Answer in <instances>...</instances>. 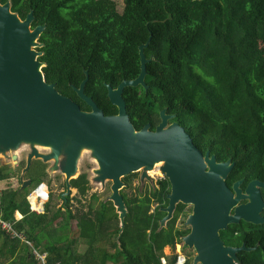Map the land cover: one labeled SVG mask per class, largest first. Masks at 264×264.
Returning a JSON list of instances; mask_svg holds the SVG:
<instances>
[{"label":"trees","instance_id":"trees-1","mask_svg":"<svg viewBox=\"0 0 264 264\" xmlns=\"http://www.w3.org/2000/svg\"><path fill=\"white\" fill-rule=\"evenodd\" d=\"M9 1L21 19L33 11V28L45 25L37 50L43 52L39 60L46 64L47 82L88 111L74 89L85 71V93L105 114L117 113L106 84L117 87L139 75V46L151 36L145 48L151 58L147 88L127 86L123 92L136 129L146 123L154 129L166 109L202 152L235 162L226 179L230 187L241 178L243 187L264 180V0H123L122 11L115 0ZM25 165L1 162L0 181ZM34 165L26 173L38 185L45 182L47 165ZM136 175L122 179L129 186ZM71 186L74 196L60 195L63 202L57 205L51 195L42 214L30 209L29 187L0 192V215L47 252V264H162L165 247L183 243L190 232L185 221L191 209L181 202L161 225L171 187L166 176L144 193L129 196L121 190L127 214L120 237L119 213L113 201L90 194L89 174L79 173ZM0 264L38 263L26 243L0 229Z\"/></svg>","mask_w":264,"mask_h":264},{"label":"water","instance_id":"water-1","mask_svg":"<svg viewBox=\"0 0 264 264\" xmlns=\"http://www.w3.org/2000/svg\"><path fill=\"white\" fill-rule=\"evenodd\" d=\"M33 20V11L21 19L12 11L9 0L5 3L0 0V153L17 160V153L10 156L7 151L30 142L31 151L20 178L21 188L31 183V179L24 181L23 173L35 157L44 162L54 161L49 172L60 170L65 174L63 196L69 195L71 179L77 177L72 174L78 171L79 156L88 148L98 162L95 180L102 183L112 180V194L107 200L113 201L119 213L120 237L127 214L121 193L126 183L122 178L141 170L142 179L148 177V171L162 160L161 170L171 187L168 205L162 209L166 215L161 225L173 217L178 203L191 204L192 212L185 221L191 229L182 240L185 246L196 250L192 264H235L233 257L237 249L224 245L220 230L241 219L264 223L261 215L264 181L254 179L243 190L240 179L230 187L226 179L235 163L231 159L217 162L209 150L204 155L183 125L177 121L169 123L175 115L166 113V109L161 110V121L155 129L151 123L136 129L123 92L127 86L147 88V63L151 58L146 56L145 48L151 36L139 46V75L123 80L117 87L106 84L108 97L118 112L105 114L85 93L88 70L80 86L74 89L91 107L89 111L62 94L55 83L47 82L43 71L46 64L39 60L43 52L37 50L42 46L38 39L45 25L33 28ZM34 143L51 145V149L41 152ZM242 199L248 201L239 204Z\"/></svg>","mask_w":264,"mask_h":264},{"label":"rangeland","instance_id":"rangeland-1","mask_svg":"<svg viewBox=\"0 0 264 264\" xmlns=\"http://www.w3.org/2000/svg\"><path fill=\"white\" fill-rule=\"evenodd\" d=\"M115 1L118 4V9L120 11H122L123 5H124L123 0H115ZM30 151H31V146L29 144L23 143L16 150L8 153V155H10V156H12L14 153H17V155H18L17 160H14V159L12 160L11 159L12 157L9 158L8 156L0 153V163L1 162L9 163L13 167H19L18 164L20 163L21 160L24 161V160L28 159L27 155H29ZM40 151L46 152L48 150L45 147H40ZM34 159H37V158L34 157ZM40 160H42V159L40 158ZM16 161H18V162H16ZM44 163H46V165H47V172H48V175L45 177L44 180L49 185L50 196L53 195L55 197V200H56L55 203L57 205H60L63 202L61 196H63V193L66 191L65 174L62 173L60 170H54V171L49 172V169L54 164V161H49V162H44ZM32 166H33V168L35 167L34 164ZM161 166H160V168L155 167L156 169H153L155 171L152 174H149V171H148L149 176L145 177L143 179H142L143 170L136 172L137 175L134 178V182L132 183V185L127 186L125 184L124 187L122 188L123 191L126 194H128L129 196H131L134 194L144 193L145 191L153 188L154 185L156 184V182L158 181V179L160 177L164 176V173L161 170ZM97 167H98V162L92 156V152L88 148H84L82 150L80 156H79V159H78V171H77L76 175L78 176L79 173L86 171L89 174V178L91 181L90 194L97 193L99 195L100 199H108L112 194V190H111L112 180H106L103 183L96 181L95 180L96 173L94 170ZM18 170H19V168H18ZM22 172H23V170L19 171V172L17 171V173L14 176H12L11 178L6 179L4 181H0V192L2 189H4L7 186H12V187H18L19 185L21 186L22 183H21L20 178H21ZM26 172L23 173L24 181L29 179V178H27ZM31 183L29 186H27V187H29L30 191L36 185V183H34L33 185ZM27 187H25V188H27ZM71 192H72L71 195L74 196L75 193L77 192V190L75 188H72ZM74 203H75V201H74ZM16 215L21 216L22 214L19 212ZM72 231H73L72 237H76L77 236V229H76L75 222H73ZM85 248H86V246L81 243L78 247V250L83 252L85 250ZM183 249L187 253L188 257L192 256L194 259L195 254H194V251L192 248L184 246Z\"/></svg>","mask_w":264,"mask_h":264},{"label":"flooded vegetation","instance_id":"flooded-vegetation-1","mask_svg":"<svg viewBox=\"0 0 264 264\" xmlns=\"http://www.w3.org/2000/svg\"><path fill=\"white\" fill-rule=\"evenodd\" d=\"M170 120H169V123L173 122ZM156 126H155V128H156ZM206 152H203V154L205 155ZM212 155H215L217 162L226 161V160H220L217 158L216 154L210 153V156H212ZM24 161H26V164H27V160H24ZM41 161L42 160H40V158H37V159L33 158L30 167L33 164H35V162L41 164ZM234 166H235V164H234ZM25 167H26V165H25ZM241 179L243 180L241 187L243 188V190H245L248 184L245 187H243L242 185L244 183V178H241ZM255 179H257V178H255ZM238 180H240V179H238ZM252 180H254V179H252ZM258 180H261V179H258ZM262 181H264V180H262ZM261 195H262V198L264 201V188H261ZM247 201H248L247 199H242V200H240L239 204H244ZM186 205H187V208L191 209V212H192L193 206L191 204H186ZM232 212H233V210H232ZM261 215L264 217V207L261 211ZM220 237H221V240L223 241V243L226 247H230L232 249H237L235 252V256L233 257L235 264H257L258 261H264V223L256 224V223L241 219L240 222L230 223V224H228L226 229L220 230ZM183 245H184V242H183ZM184 246H183V248H184ZM243 246H244V248H241ZM185 247H188V246H185ZM192 249L194 251V254H196V250L194 248H192ZM197 264H201V263L199 262Z\"/></svg>","mask_w":264,"mask_h":264},{"label":"built area","instance_id":"built-area-1","mask_svg":"<svg viewBox=\"0 0 264 264\" xmlns=\"http://www.w3.org/2000/svg\"><path fill=\"white\" fill-rule=\"evenodd\" d=\"M18 162V161H16ZM160 168V167H159ZM165 176V175H164ZM163 176V177H164ZM162 178V177H160ZM35 198V205H33L32 198ZM30 202V209L37 214H42L45 212V203L50 198V188L46 182H41L36 185L27 196ZM19 212H17L18 214ZM22 217V215L17 216V218ZM0 229H3L10 235L12 238L18 237L22 242L26 243L37 261L38 264H47V252L41 251L38 247H36L32 240H30L27 235L18 231L14 227V222L8 221L4 219L0 215ZM183 243H176L175 247L167 245L164 249V254L161 256L162 264H169L170 257L174 259V264H192L193 257H188L187 253L183 249Z\"/></svg>","mask_w":264,"mask_h":264},{"label":"bare ground","instance_id":"bare-ground-1","mask_svg":"<svg viewBox=\"0 0 264 264\" xmlns=\"http://www.w3.org/2000/svg\"><path fill=\"white\" fill-rule=\"evenodd\" d=\"M27 144H30V142H26ZM34 147H36L39 151H40V147H45L47 148V150L51 149V145H44V144H40V143H34ZM90 150V149H89ZM91 151V150H90ZM11 152V150H8L7 153ZM161 165H163V161L160 160V161H157L155 163V167L158 168L160 167ZM154 168V169H156ZM155 170H151L149 171L150 174L154 173ZM157 171V170H156ZM77 172L75 171L72 176H76ZM32 202H33V205H35V198L33 197L32 198Z\"/></svg>","mask_w":264,"mask_h":264}]
</instances>
